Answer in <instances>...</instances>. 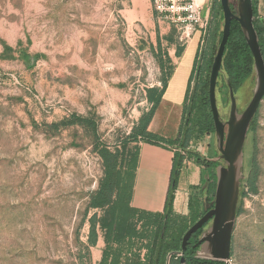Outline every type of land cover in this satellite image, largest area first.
Here are the masks:
<instances>
[{
    "label": "rangeland",
    "instance_id": "374dc122",
    "mask_svg": "<svg viewBox=\"0 0 264 264\" xmlns=\"http://www.w3.org/2000/svg\"><path fill=\"white\" fill-rule=\"evenodd\" d=\"M152 2L0 0V264H99L101 230L98 244L88 241L89 217L102 214L89 206L103 177L99 149L122 150L170 75L164 99L183 105L196 52L207 49L202 27L181 42L178 25L157 15ZM195 3L205 31L222 29L215 0ZM256 16L264 20L263 0H257ZM254 83L255 75L235 94L239 111ZM216 98L226 119L224 85ZM253 120L228 264H264V97ZM209 135L203 133L201 149L205 143L214 148L213 157L214 132ZM137 147L128 141L125 151ZM253 162L251 189L246 179ZM203 168L206 181L195 197L200 210L211 205L206 188L215 178L213 167ZM149 184L152 194L157 183ZM173 213L181 221L189 207Z\"/></svg>",
    "mask_w": 264,
    "mask_h": 264
},
{
    "label": "trees",
    "instance_id": "16d2710c",
    "mask_svg": "<svg viewBox=\"0 0 264 264\" xmlns=\"http://www.w3.org/2000/svg\"><path fill=\"white\" fill-rule=\"evenodd\" d=\"M264 1V0H263ZM231 10L235 13L237 0H229ZM215 8H222L219 0H215ZM257 12V0H253L254 27L259 36V44L264 52V25L261 19H255ZM211 31V32H210ZM206 30V50L199 49L195 55L192 71L190 74L188 89L182 105V117L178 134L175 138L164 139L163 137L147 130L153 113L161 99L167 82H165L156 96L151 108L141 116L137 125L133 127L131 135L123 143L121 151L110 150L106 146L101 147L98 153L103 163V177L97 191L92 195L90 208L100 209L102 214L93 213L89 217L88 241L90 246H95L99 231L102 232L105 246L102 250L99 264H222L221 261H212L196 257L195 249L191 243L196 241L200 233L198 229L190 238L189 246L180 254L181 238L188 227L193 224L202 214L213 206L215 188V176L206 188L207 195H211L212 202L205 210H200L199 202L195 198L199 196L201 185L189 193V218L181 221L174 216L173 199L177 188L179 171L184 158H192L197 164L204 167H215L218 162L206 160L199 151L190 148L191 143L201 139L203 133L214 132L212 115L208 101V78L213 57L221 38L222 29L219 25L212 30ZM201 51L202 54L200 53ZM197 75L196 83L191 86L193 76ZM254 72L253 57L243 37L239 23L231 20L230 34L225 44L221 68L218 73L216 89L224 85L233 89L234 95L238 94L242 85L250 79ZM229 82V86L227 84ZM229 92V91H228ZM85 121V119H83ZM254 120L251 125H254ZM250 125V126H251ZM172 143L176 148L170 172V180L167 188L163 211L161 213H149L138 210L131 206V196L135 179L138 148L135 152H126L128 141L158 143L161 141ZM256 179V167L251 165L246 179L249 188L253 189ZM205 179L203 184L205 183ZM243 178L240 184V194H243ZM202 184V185H203ZM209 198V199H210ZM239 198V199H240ZM240 200L238 202L237 214L239 212ZM141 226V227H140ZM150 232L148 233V231ZM143 245L142 249H137ZM144 250L141 258V251ZM177 254V255H176Z\"/></svg>",
    "mask_w": 264,
    "mask_h": 264
},
{
    "label": "water",
    "instance_id": "95a60500",
    "mask_svg": "<svg viewBox=\"0 0 264 264\" xmlns=\"http://www.w3.org/2000/svg\"><path fill=\"white\" fill-rule=\"evenodd\" d=\"M222 8L223 26L221 38L210 67L208 78V101L214 127L217 154L206 157L207 161L218 162L212 170L215 176L213 206L205 211L181 238L182 254L192 234L210 221L201 232L195 250L197 258L222 261L228 264L231 238L237 216L240 184L243 176L244 144L251 122L264 97V56L259 44V36L254 27L253 0H237V13L229 5V0H219ZM231 20H236L253 57L255 83L252 95L243 110L239 111L233 89L229 86V110L226 119L221 117L216 98V83L221 68L225 44L230 34ZM167 257L166 264L169 263ZM181 264L184 259L181 257Z\"/></svg>",
    "mask_w": 264,
    "mask_h": 264
},
{
    "label": "crops",
    "instance_id": "0c3cea01",
    "mask_svg": "<svg viewBox=\"0 0 264 264\" xmlns=\"http://www.w3.org/2000/svg\"><path fill=\"white\" fill-rule=\"evenodd\" d=\"M186 49L175 57L172 72L181 61ZM169 56L173 59L171 54ZM170 81L171 75L167 80L164 92L147 127L148 131L155 133L164 139H171L177 136L182 117V104L180 102L171 101V99H164ZM161 107L163 109L160 112L159 108ZM209 136H211V134ZM203 139H200L199 141L202 144L204 141ZM135 143L138 145V156L130 204L141 211H146L152 214L161 213L163 211L165 196L169 185L172 159L176 149H174L172 143L164 140L151 144L143 141ZM201 143H199V151L202 155L208 157L214 148L211 150L208 149L207 144L205 143L206 151L204 152L201 149ZM143 168V171L145 172H142ZM204 172L203 166L197 164L192 158L183 159L173 199V210L175 213H186L188 209L189 193L203 184L205 179ZM142 173L143 177L141 176ZM140 179H142V181H140ZM149 181H154V184L157 183L155 191L152 194L150 188H153L154 186L149 184ZM98 243L99 239L96 244ZM102 246L104 248V241Z\"/></svg>",
    "mask_w": 264,
    "mask_h": 264
},
{
    "label": "built area",
    "instance_id": "2783aa9c",
    "mask_svg": "<svg viewBox=\"0 0 264 264\" xmlns=\"http://www.w3.org/2000/svg\"><path fill=\"white\" fill-rule=\"evenodd\" d=\"M152 7L157 15L168 18L178 25L181 30V37L179 38L181 42H187V39L195 31L196 25L202 27L203 33L205 32L207 21H201V7L195 3V0H153ZM199 141L200 139L191 143L190 148L199 151V143H201ZM174 149L176 148L174 147ZM143 253L144 250L141 252V258Z\"/></svg>",
    "mask_w": 264,
    "mask_h": 264
},
{
    "label": "flooded vegetation",
    "instance_id": "af4514ba",
    "mask_svg": "<svg viewBox=\"0 0 264 264\" xmlns=\"http://www.w3.org/2000/svg\"><path fill=\"white\" fill-rule=\"evenodd\" d=\"M235 13H237V9H236V12H235ZM257 19H258V17L255 19V21H257ZM261 22H262L263 25H264V20H262ZM263 56H264V52H263ZM236 102H237V107H238V100H237V99H236ZM210 223H211V222L208 221L207 223H205V224L200 228V233L197 235L196 241L193 242V243H191V246H193V248H194L195 250L199 247V244H198L196 247H194V244L197 243V240H198V238H199L201 232L204 231V230L209 226ZM193 234H194V233H193ZM193 234H192V235H193ZM189 240H190V239H189ZM189 243H190V242H188L187 247L189 246ZM212 261H216V260H212ZM221 262H222V261H221ZM217 264H219V263H217ZM222 264H224V262H222Z\"/></svg>",
    "mask_w": 264,
    "mask_h": 264
}]
</instances>
